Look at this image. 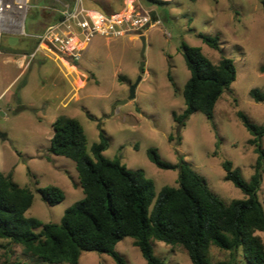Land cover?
<instances>
[{"label":"rangeland","instance_id":"1","mask_svg":"<svg viewBox=\"0 0 264 264\" xmlns=\"http://www.w3.org/2000/svg\"><path fill=\"white\" fill-rule=\"evenodd\" d=\"M69 3L72 0H60ZM107 13L120 12L126 0H87ZM157 6L137 0L152 12L159 26L118 39L96 37L76 61H53L39 53L24 73L17 62L36 47L32 37L5 34L0 37V171H10L14 181L33 191L28 218L43 223H60L68 209L85 198L76 164L50 153L53 123L62 115L77 119L85 130L88 154L104 131L110 160L119 159L130 170H143L158 194L165 186L177 187L178 169L158 168L149 158L156 149L164 162L177 165L178 153L207 181L210 190L225 203L244 199L243 192L225 179L221 165L228 160L249 182L258 155L248 141L252 138L238 118L243 112L264 126V103L255 102L250 92L264 93V0H169ZM28 35L41 33L56 17L58 0H28ZM199 35L218 37L220 51L211 49ZM146 50L141 56L142 42ZM201 48L213 63L221 57L234 61L237 79L219 100L213 121L193 114L181 131L178 144L173 114L185 110L184 88L190 79L181 46ZM144 62V72L140 65ZM171 75L173 84L168 75ZM142 76L135 99L130 89ZM128 101L125 104H120ZM170 136L174 139L171 141ZM264 148V138H263ZM217 151V155L215 152ZM178 152V153H177ZM56 186L65 199L50 206L38 189ZM259 197L264 203V177ZM264 241V233H260ZM132 238L116 247L127 264H147ZM154 253L164 264H193L187 252L152 241ZM227 254L212 249V264ZM240 264H247L242 251ZM0 264H44L24 254L23 248L0 240ZM67 264V263H63ZM80 264H116L107 254L84 252Z\"/></svg>","mask_w":264,"mask_h":264},{"label":"trees","instance_id":"2","mask_svg":"<svg viewBox=\"0 0 264 264\" xmlns=\"http://www.w3.org/2000/svg\"><path fill=\"white\" fill-rule=\"evenodd\" d=\"M144 1L157 6L170 3ZM85 2L88 7L114 14ZM199 37L211 49L221 50L218 37ZM181 52L190 79L183 93L186 108L179 116L173 114L178 124L177 146L181 145L180 133L193 114L200 112L213 121L219 100L237 79V69L230 58L223 56L215 64L201 48L187 44L181 46ZM168 77L173 84L170 74ZM250 96L255 102L264 103V93L252 90ZM238 118L252 136L248 143L258 159L249 182L231 161H222L225 179L244 194V199L225 203L178 152L179 163L173 165L151 149L149 158L158 168L179 171L178 186H165L157 194L154 182L143 170H130L119 159L105 157L109 143L104 131L90 155L81 123L59 116L53 123L49 151L76 164L85 198L68 209L60 223L46 224L26 216L34 201L31 188L18 185L11 173L0 172V240L21 246L24 254L44 264H80L84 252L107 254L116 264H127L116 251L125 238L134 240L147 264H164L155 255L152 241L183 248L193 264H212L213 248L228 255L217 264H240L241 251L247 264H264V241L260 235L264 233V203L259 197L264 177V126L255 125L241 111ZM38 192L50 206L65 199V192L56 186Z\"/></svg>","mask_w":264,"mask_h":264},{"label":"built area","instance_id":"3","mask_svg":"<svg viewBox=\"0 0 264 264\" xmlns=\"http://www.w3.org/2000/svg\"><path fill=\"white\" fill-rule=\"evenodd\" d=\"M58 3L61 8L50 9L56 14L55 21L41 33L28 35V0H0V37L5 34L30 36L37 42L33 52L18 59L22 73L27 71L39 53L55 62L76 61L98 36L118 39L161 24L151 11L138 6L137 0H126L122 11L110 15L88 7L85 0H72L69 3L58 0Z\"/></svg>","mask_w":264,"mask_h":264},{"label":"water","instance_id":"4","mask_svg":"<svg viewBox=\"0 0 264 264\" xmlns=\"http://www.w3.org/2000/svg\"><path fill=\"white\" fill-rule=\"evenodd\" d=\"M140 39H141V42H142L141 56H143L144 53H145V50H146V38L144 36H141ZM140 72H144V62H142L141 65H140ZM141 80H142V76H140L138 78L137 82L131 86L129 100L135 99L136 88L138 87V85H139ZM127 102L128 101H123L120 104H125ZM7 137H8L7 134H5V133L0 131V139L1 140H6Z\"/></svg>","mask_w":264,"mask_h":264},{"label":"crops","instance_id":"5","mask_svg":"<svg viewBox=\"0 0 264 264\" xmlns=\"http://www.w3.org/2000/svg\"><path fill=\"white\" fill-rule=\"evenodd\" d=\"M54 16H56L55 12H54ZM36 45H37V43H36ZM0 98H1V96H0ZM0 172L5 173V174H10L11 173L10 171H0Z\"/></svg>","mask_w":264,"mask_h":264}]
</instances>
